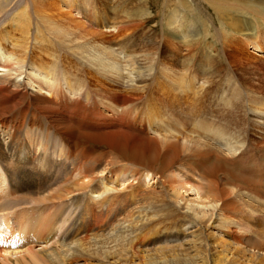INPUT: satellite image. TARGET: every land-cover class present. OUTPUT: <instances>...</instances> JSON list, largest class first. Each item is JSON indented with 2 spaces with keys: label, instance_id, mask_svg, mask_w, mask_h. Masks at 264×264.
<instances>
[{
  "label": "bare ground",
  "instance_id": "bare-ground-1",
  "mask_svg": "<svg viewBox=\"0 0 264 264\" xmlns=\"http://www.w3.org/2000/svg\"><path fill=\"white\" fill-rule=\"evenodd\" d=\"M173 1L184 7L183 0H165L163 8ZM197 1L211 9L222 30L245 40L252 41L264 26V9L256 6L264 0ZM110 2L0 0V26L9 17L20 15L21 21L31 15L55 42L72 46L76 53L99 50L97 60H88L95 82L119 78L118 92L125 94L117 97L105 88L68 83L56 67L30 60L27 48L16 56L0 44V139L7 140L5 146L0 142V168L9 185L6 193L0 191V217L9 230V237H2L9 244L1 246L0 264H264V164L258 162L259 153L264 154V98L256 102L261 109H247L244 126V120L226 128L200 126L194 119L201 114L196 113L191 131L169 133L171 123L166 126L156 109L138 106L144 91L159 82V73L142 71L148 67H138L137 57L122 54L124 37L136 23L126 8L131 1L115 4L114 16ZM178 14L170 17L168 28L176 26L177 41L196 43L197 31ZM26 28L23 36L30 33ZM257 57L252 53L251 64L243 66L239 60L236 66L255 81L252 86L258 82L251 89L264 92ZM248 124L257 126L256 141ZM241 129L245 139L239 138ZM50 137L61 141L57 161L64 162L62 186L42 190L46 183L36 187L31 180L22 186L24 178L39 170L31 165L34 158L48 160L37 153ZM77 137L105 143L112 151L106 159L114 156L124 166L94 174L100 168L93 163L105 158L77 153ZM128 140L132 144L127 148ZM33 146L36 153L29 159L26 151ZM247 161L254 163L247 177L231 172ZM190 173L196 177L193 184ZM31 188L35 197L18 195ZM69 199L73 209L66 215ZM162 238L182 242L180 247H158Z\"/></svg>",
  "mask_w": 264,
  "mask_h": 264
},
{
  "label": "rangeland",
  "instance_id": "rangeland-1",
  "mask_svg": "<svg viewBox=\"0 0 264 264\" xmlns=\"http://www.w3.org/2000/svg\"><path fill=\"white\" fill-rule=\"evenodd\" d=\"M110 1V13L114 16L115 12L112 11L114 5L119 1L124 2L125 0ZM126 1H131L126 8L130 9L132 21L135 20L136 23H134L129 34L124 37L123 44L126 48L122 51V54L127 51L128 54L135 56V58L137 57L140 62V64H137L138 67H148L142 71L153 69L156 74L159 73V76H156L159 78V82L154 81V84L152 83L144 91L143 100L138 102V106L142 109H156L166 126L171 123L167 127L169 133L191 131L192 117L196 113L201 114V116L194 119L203 123L200 126L218 129V127L226 128L233 122L236 124L243 121L247 109H252V107L254 109L262 108L256 102L264 98V92L251 89L252 87L254 89L257 88L258 82L252 86L255 81L249 78L248 75L244 77L236 64L240 60L243 66H248L251 64L250 60L252 61L251 55L253 53L259 56L257 58L261 61L262 68L260 69L264 70V26L258 28L261 30L259 33L262 34L261 37L258 38L259 34H255L252 41H249L248 39L245 40L243 36L229 32L230 30L226 28L222 30L217 18L212 16L211 9L203 8L204 6L199 4L197 0H183L184 7L175 5L177 2L173 1V4H170L171 6L166 8V10L162 6L165 0H147V5L145 0ZM262 2L257 1L256 6H261L264 9ZM18 10L24 9L20 8ZM174 12L179 13V19L185 22L189 21L193 25V30L197 31L196 33H198L199 37L196 43H184L176 40L174 37L175 32H173L176 26L172 29L168 28L169 19ZM147 13L149 14L148 17L145 15ZM19 16L17 18L9 17L0 26V30L3 28L0 31V44L8 52L20 56L25 53L27 48L30 60L38 59L48 67H56L68 83L75 82L82 88L89 86L92 90H94V87L105 88V91H115L117 97L125 95L118 92L122 83L119 78H111L109 81L99 80L100 83L95 82L97 79L94 78V69L92 64L88 63V60L91 58H96L97 60L99 56H95L94 53L98 55L99 50L91 49L93 52L90 54L76 53L72 46L55 42L53 34L46 31L41 24L39 25L37 19L33 16L30 15V19L25 17L21 21ZM25 19H27V22H24ZM250 21H252L251 17L248 19V22ZM256 23L257 25L260 24L259 20ZM26 27H29L30 33L23 36V31L25 33L29 31ZM249 34L251 33L248 32ZM28 37L32 39L30 44H28ZM34 38L35 40L33 41ZM181 82H183V85H181ZM113 83H116V87ZM149 84H151V80H149ZM97 96L99 95L96 93L95 97ZM252 99L253 103L250 102ZM172 118H176L177 122L175 123ZM245 124V120L240 123L241 126ZM255 127L250 128V125H247V129L252 135V141H256L257 133L255 132ZM170 129L172 130L170 131ZM182 129L183 131H181ZM241 132L242 134L244 132V134L239 136L240 139L245 136V130L241 129ZM48 141L47 147L43 145L39 148V153H37L49 157L46 161L34 158V153H36L34 146L29 151H26L27 158H34V161H36L31 165L39 170L35 171L33 176L31 175L32 177L24 178L21 181L22 186L25 184L24 182L30 183V180L35 185L40 183L39 187L46 183L42 190L44 188L55 189L62 186L61 179L65 176V170L61 166L64 162H58L61 160L57 158V153L61 148V141L54 137L48 138ZM0 142L2 146H5L7 140L2 137ZM56 142L59 148H56ZM74 144L77 153L88 154L90 152L95 157L105 158V161L100 160L96 164L93 163V166H99L100 168V171L94 173L98 174V176L105 173L101 171L103 168H110L112 171H116L124 166L123 163H118L114 156L112 159H106V155L109 152L112 153V151L105 143L90 142L82 139V137H77ZM131 144L132 141L128 140L125 146L128 148ZM95 151H100L103 154L101 156L97 155ZM252 158L254 159V154ZM40 160L42 161L41 165L38 163ZM258 160L259 163L264 164V154L260 155L259 153ZM109 162H112L113 165H108ZM187 162L189 163L188 160ZM232 162L235 163V161H230V163ZM86 165L90 166L89 160L86 161ZM253 166L254 163L250 164L247 161L242 166L240 164L239 166L235 165L231 172L234 175L247 177V169H252ZM0 171H2L1 168ZM3 175L2 180L0 179L2 184H0V191L4 190L5 192L3 191V193H6L9 185L7 179H5L4 172ZM146 177L150 179V174L149 177L148 175ZM190 178V183L193 184L196 177L190 173ZM22 192L18 195L25 198H28L29 195L30 197H35L32 188L30 190L24 189ZM37 210H40V207ZM55 238L57 239V237ZM159 241L156 243L158 247L179 246L182 239L162 238Z\"/></svg>",
  "mask_w": 264,
  "mask_h": 264
}]
</instances>
